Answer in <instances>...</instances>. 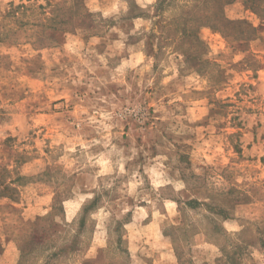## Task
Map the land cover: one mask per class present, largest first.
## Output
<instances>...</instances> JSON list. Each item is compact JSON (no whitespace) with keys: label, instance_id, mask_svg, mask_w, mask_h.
Segmentation results:
<instances>
[{"label":"rangeland","instance_id":"374dc122","mask_svg":"<svg viewBox=\"0 0 264 264\" xmlns=\"http://www.w3.org/2000/svg\"><path fill=\"white\" fill-rule=\"evenodd\" d=\"M0 264H264V0H0Z\"/></svg>","mask_w":264,"mask_h":264}]
</instances>
